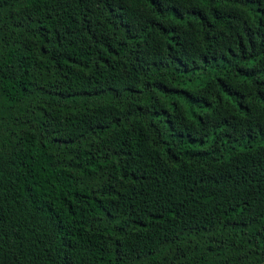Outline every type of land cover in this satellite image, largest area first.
<instances>
[{
  "label": "trees",
  "instance_id": "obj_1",
  "mask_svg": "<svg viewBox=\"0 0 264 264\" xmlns=\"http://www.w3.org/2000/svg\"><path fill=\"white\" fill-rule=\"evenodd\" d=\"M0 264H264V0H0Z\"/></svg>",
  "mask_w": 264,
  "mask_h": 264
}]
</instances>
